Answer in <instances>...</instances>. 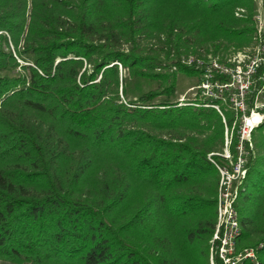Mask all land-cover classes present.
<instances>
[{
  "label": "trees",
  "instance_id": "16d2710c",
  "mask_svg": "<svg viewBox=\"0 0 264 264\" xmlns=\"http://www.w3.org/2000/svg\"><path fill=\"white\" fill-rule=\"evenodd\" d=\"M254 35L252 0H0V260L208 264L235 114L178 105L177 76ZM251 137L237 249L264 264V121Z\"/></svg>",
  "mask_w": 264,
  "mask_h": 264
},
{
  "label": "built area",
  "instance_id": "2783aa9c",
  "mask_svg": "<svg viewBox=\"0 0 264 264\" xmlns=\"http://www.w3.org/2000/svg\"><path fill=\"white\" fill-rule=\"evenodd\" d=\"M254 23V45L248 53L237 51L235 56L225 59L210 55L204 59L191 55L181 59L184 64L199 67L201 72L195 85L188 88L192 99L190 101L178 99V105L213 108L225 122L221 112V102L224 101L228 102L225 105L231 108L235 118L242 121L236 144L237 155L233 163L227 151V155H221L224 159L230 160L232 167L214 163L219 172V180L216 192V224L210 240L209 264H243L246 260L259 264L256 248L237 249L240 229L234 207L246 175V158L243 154L249 147L252 148L251 130L264 121V111L248 113L245 102L255 83H259L260 89H264V15H254ZM249 119L252 120V124L249 123ZM261 247L262 244H259L257 249Z\"/></svg>",
  "mask_w": 264,
  "mask_h": 264
},
{
  "label": "rangeland",
  "instance_id": "374dc122",
  "mask_svg": "<svg viewBox=\"0 0 264 264\" xmlns=\"http://www.w3.org/2000/svg\"><path fill=\"white\" fill-rule=\"evenodd\" d=\"M252 1H253L254 15L261 14L263 16L264 15L263 0H252ZM253 45L254 44L251 43L250 46H248V47H244L243 49L236 50V51H231L227 57L232 58L233 56H235L237 54V51H241V52L244 51V52L248 53L251 51ZM122 75L126 76L125 71H122ZM196 82H197V78L195 76H183V75L179 74L177 76V90L175 93L174 102H177V104H178V99H183L184 101H190L192 99V95L190 94V92H188V88L195 85ZM260 86L255 91L256 87H258L257 84L255 83V86L252 89L251 93H249L246 96L245 102L247 104L248 113H250L251 111H255V112L264 111V89H260L261 88ZM151 87H153L152 84L146 83L144 81H131L128 85V98L127 99H135L137 94L145 92V91L149 90ZM254 91H255V94H254ZM252 94L254 96L252 97V99H250L248 96H251ZM226 100H228V99H226ZM226 103H228V102H224V101L221 102L223 107H226V109H228V110L231 109L230 107L225 105ZM238 120H237V118H234V121L232 122L230 128L225 126V129H224V147H223L222 152L218 154V156L220 158V159H218L219 161H215L213 159V154L211 155V153H208L207 158L213 164L216 163L219 165L232 167L230 160L224 159L223 157H221V155H227V153H226V151H227L228 154L230 155V159L233 163V161L237 155V149H236V145L233 149H231V144L233 143V139L235 138V136H238V139H239V127L241 126V123H242L241 119H238ZM261 123H263V121ZM261 123H259L258 125H260ZM257 126H255V127H257ZM253 129L251 130V133H252ZM251 133H250V140H251L252 148L247 147L248 149L243 154L244 157L246 158V162L248 160L249 154L252 152L251 150L253 149V142H252ZM249 150H250V153H249ZM214 167H215V165H214ZM218 180H219V172H218ZM242 185H243V181H242ZM0 264H13V263L0 260ZM208 264H209V255H208Z\"/></svg>",
  "mask_w": 264,
  "mask_h": 264
},
{
  "label": "bare ground",
  "instance_id": "6f19581e",
  "mask_svg": "<svg viewBox=\"0 0 264 264\" xmlns=\"http://www.w3.org/2000/svg\"><path fill=\"white\" fill-rule=\"evenodd\" d=\"M255 118V117H254ZM249 123H251L252 124V120L251 119H249Z\"/></svg>",
  "mask_w": 264,
  "mask_h": 264
}]
</instances>
